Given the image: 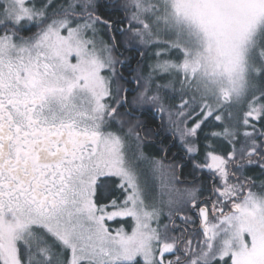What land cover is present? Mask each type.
Segmentation results:
<instances>
[{"label": "snow or ice", "instance_id": "snow-or-ice-1", "mask_svg": "<svg viewBox=\"0 0 264 264\" xmlns=\"http://www.w3.org/2000/svg\"><path fill=\"white\" fill-rule=\"evenodd\" d=\"M0 264H264V0H0Z\"/></svg>", "mask_w": 264, "mask_h": 264}, {"label": "flooded vegetation", "instance_id": "flooded-vegetation-1", "mask_svg": "<svg viewBox=\"0 0 264 264\" xmlns=\"http://www.w3.org/2000/svg\"><path fill=\"white\" fill-rule=\"evenodd\" d=\"M125 55L133 56V55H138V53H135V52L130 53V51H129V52H126ZM143 117H146V121H147L149 127L153 128L155 130L157 124L159 123V121L158 120H156V121L152 120L151 119V115L150 116H146L145 115ZM153 122L156 123V124H153ZM151 144L154 145L156 148H162V150L167 149V157L169 159L173 158V156H175L177 162H180L181 160L186 161V159H187L185 157V155H184V152L179 149V147H180L179 142L177 143V141H173V139H172L170 134H161L160 136H157V137L153 138V142ZM191 169H192L191 164L189 162H185L183 172L184 173H186V172L189 173L191 171ZM198 175H204L205 179L207 178L206 177V173H203V174L198 173ZM188 178L190 179L189 176H188ZM189 179H186V180H189Z\"/></svg>", "mask_w": 264, "mask_h": 264}, {"label": "trees", "instance_id": "trees-1", "mask_svg": "<svg viewBox=\"0 0 264 264\" xmlns=\"http://www.w3.org/2000/svg\"><path fill=\"white\" fill-rule=\"evenodd\" d=\"M119 16V13H113V18H117ZM130 53H132V51H130ZM138 56V55H137ZM146 116H150L151 114H145ZM144 115V116H145ZM141 119H143V120H145L146 121V117H141ZM153 124H156V123H154L153 122ZM149 126V125H148ZM156 126V125H155ZM209 129H207V128H205V132H207ZM203 135H204V133H201V141H200V143H201V146L203 145V143H204V141H203ZM179 149L181 150V148L179 147ZM150 155H154V156H163V154L165 153L164 152V150H162V148H156L154 145H152L151 143L149 144V145H147L146 146V149H145ZM203 149L201 148V151H202ZM202 156V155H201ZM201 156H198L197 157V159L199 158V160H202L203 158L201 157ZM187 158V157H186ZM181 163H184L185 164V162H189L190 164H191V166H192V162L191 161H189L188 159H186V161H184V160H181L180 161ZM187 165V164H186ZM190 166V165H189ZM189 170V169H188ZM249 174H252V173H249ZM197 175H198V173H197ZM188 176L190 177V179L192 180V176H190V175H188V173L186 172V173H184V175L181 177V179H189L188 178ZM189 179V180H190ZM111 225H114V226H116V224L114 223V224H111ZM118 226V225H117Z\"/></svg>", "mask_w": 264, "mask_h": 264}, {"label": "rangeland", "instance_id": "rangeland-1", "mask_svg": "<svg viewBox=\"0 0 264 264\" xmlns=\"http://www.w3.org/2000/svg\"><path fill=\"white\" fill-rule=\"evenodd\" d=\"M109 223H110V224H114V223H112V222H109ZM111 226H112V227H116L117 225H116V226H114V225H111Z\"/></svg>", "mask_w": 264, "mask_h": 264}]
</instances>
